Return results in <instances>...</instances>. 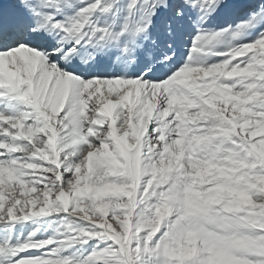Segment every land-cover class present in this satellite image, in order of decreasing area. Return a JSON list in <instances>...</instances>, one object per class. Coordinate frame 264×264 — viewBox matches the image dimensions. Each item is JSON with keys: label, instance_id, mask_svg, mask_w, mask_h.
Instances as JSON below:
<instances>
[{"label": "snow or ice", "instance_id": "obj_1", "mask_svg": "<svg viewBox=\"0 0 264 264\" xmlns=\"http://www.w3.org/2000/svg\"><path fill=\"white\" fill-rule=\"evenodd\" d=\"M0 264H264V0H0Z\"/></svg>", "mask_w": 264, "mask_h": 264}]
</instances>
